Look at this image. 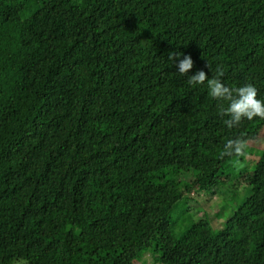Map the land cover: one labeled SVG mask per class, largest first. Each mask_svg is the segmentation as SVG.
Returning a JSON list of instances; mask_svg holds the SVG:
<instances>
[{"label":"trees","instance_id":"trees-1","mask_svg":"<svg viewBox=\"0 0 264 264\" xmlns=\"http://www.w3.org/2000/svg\"><path fill=\"white\" fill-rule=\"evenodd\" d=\"M208 63L264 99V0H0V264H264V150L224 227L175 231L264 130L187 83Z\"/></svg>","mask_w":264,"mask_h":264},{"label":"rangeland","instance_id":"rangeland-1","mask_svg":"<svg viewBox=\"0 0 264 264\" xmlns=\"http://www.w3.org/2000/svg\"><path fill=\"white\" fill-rule=\"evenodd\" d=\"M263 150L264 130L258 141H250L249 158L242 160L238 169L233 171L234 173L221 176L215 193H212V190L199 191L196 196L184 198L178 202L171 212L173 220L175 219L176 233L202 218H207L214 229L224 227L227 219L251 192L246 177L243 178L240 174L241 168H247L248 173L253 171ZM149 253H151L150 250L144 254L140 261H137V264H155V258L152 255L149 256ZM13 264H27V262L24 259H19Z\"/></svg>","mask_w":264,"mask_h":264},{"label":"clouds","instance_id":"clouds-1","mask_svg":"<svg viewBox=\"0 0 264 264\" xmlns=\"http://www.w3.org/2000/svg\"><path fill=\"white\" fill-rule=\"evenodd\" d=\"M169 59L174 62L181 76H185L194 67V61L191 55H181L177 52L169 53ZM212 78L204 70H199L196 74L189 76L187 83L190 85H204L207 83L209 95L213 99L223 102L225 106L220 107V115L229 117L224 121L229 129L239 127L244 120L253 121L256 118L264 120V99L258 98V89L252 84L247 83L243 86L231 88L222 82L224 70L217 66L215 70L211 68ZM250 141L247 138L236 137L228 139L220 153L221 158L235 157L233 160L234 167L241 164V159L249 158Z\"/></svg>","mask_w":264,"mask_h":264}]
</instances>
